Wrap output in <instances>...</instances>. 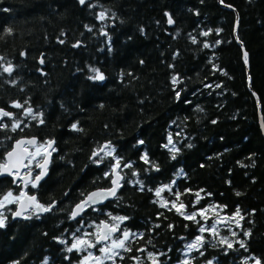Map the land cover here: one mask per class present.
Instances as JSON below:
<instances>
[{
	"label": "trees",
	"instance_id": "16d2710c",
	"mask_svg": "<svg viewBox=\"0 0 264 264\" xmlns=\"http://www.w3.org/2000/svg\"><path fill=\"white\" fill-rule=\"evenodd\" d=\"M0 57V65L13 66L11 75L0 67V109L12 113L0 117L8 125L0 129V162L21 137L55 148L46 179L26 185L54 207L17 220L16 202L3 207L0 264H72L82 255L67 251L80 220L113 223L107 214L127 217L120 230L130 233L131 251L120 250L115 264L133 257L148 264V252L160 264L175 263L200 221L161 207V185H169L165 201L188 211L216 204L244 217L231 249L202 233L194 264H264V0H0ZM90 68L105 78L89 79ZM27 107L39 118L27 116ZM14 121L23 123L11 131ZM117 159L123 180L116 197L71 220L88 191L110 185L105 174ZM20 190V182L0 178V198Z\"/></svg>",
	"mask_w": 264,
	"mask_h": 264
},
{
	"label": "snow or ice",
	"instance_id": "6c2138e0",
	"mask_svg": "<svg viewBox=\"0 0 264 264\" xmlns=\"http://www.w3.org/2000/svg\"><path fill=\"white\" fill-rule=\"evenodd\" d=\"M80 4H85L86 0H79ZM101 21L105 19V12H100L99 17ZM168 23L172 24L173 20L171 17L168 19ZM91 30V29H89ZM6 32L9 34L11 33V29H6ZM203 35L207 36L208 33L205 32ZM63 41H61L62 43ZM195 38H193V43H195ZM77 45H74V47ZM205 47H208L207 44H205ZM23 55V53H22ZM247 58V53H245V59ZM0 60H3V57H0ZM41 63H43V60H41ZM0 67L3 68V72L8 73L11 75L13 72V66L9 62L8 66H3L0 65ZM90 71L95 73L94 76L89 77V79H94V80H103L105 77L104 75L100 72L99 69L96 68H90ZM176 82V78L173 77V83ZM12 84H15L16 81H11ZM179 96V93H177ZM27 103V101L25 102ZM12 107L15 108H22L23 105H21L18 102H14ZM24 112L27 116H30L33 120H36L39 118L41 114L39 113H34L33 109L31 107H27L24 109ZM12 113L4 111L3 109H0V117H11ZM39 122L42 124L43 120L40 119ZM215 123V121H213ZM21 123L23 121H14L11 125V131H16L18 128H20ZM8 128V125L5 124H0V129H6ZM73 128H76V125H73ZM22 130V129H21ZM142 143V141H141ZM169 143L171 144V137H169ZM24 144H29V145H37L38 142L36 141L35 138H32L30 140H19L16 141V145L13 147V149L9 152L6 153V156L3 160V162H0V174L7 173L8 175H11L15 179H24L22 176H20V169L21 168H30L33 166V162L35 161L34 166L39 168L41 171L39 174L35 175L34 178H31L30 180H25L24 183L25 185L31 183L32 188H36L38 186V182L46 175L47 172V166L49 163V158L51 157L52 152L55 151V148L53 147L54 141H47L44 144H38L36 147L35 152H28L27 149H24L23 151L26 153L25 156H21L18 154L17 149ZM105 148H110V145H105ZM50 149V151H49ZM43 150V151H42ZM175 150V149H173ZM101 152H104L105 155H111L110 151L105 152L104 149H100ZM99 155V152H94L93 156ZM40 157L42 159V162L38 160L37 158ZM174 158V157H173ZM145 162L147 161V156L143 157ZM120 166V161L117 159L116 164L112 168L111 173H106V176L111 175L112 176V187L110 189H104V190H98L95 192H92L88 194L85 199H83L79 204L75 206V209L71 212V219H76L77 216H80L82 213L85 212V210L89 207H92L93 205L99 204L103 202L104 200L110 198V197H116L118 189L121 187V181L123 180V177L117 172V169ZM131 165H125V167H130ZM133 175H136L134 172ZM29 177H32V173L29 171L28 173ZM167 187V186H166ZM165 191V188H157L155 190V195L157 197H160L161 193ZM198 201L201 198L199 193H196ZM239 195V193H237ZM177 201H179L180 194L177 193ZM21 197H26V202L27 205H31L34 209H36L39 212H48L52 210V207L54 205H48L45 206L41 203L38 202L37 197L35 195L28 196L27 193L21 191L20 196L16 197L13 195L12 191L7 192L2 199H0V208H3L5 204H11L13 202L20 203ZM197 201V202H198ZM171 204L172 208H175L178 214L182 215L185 219L187 220H196L197 215H200L203 217L205 220L208 219V217L205 215L209 209L208 208H203L197 212H193L191 214L187 213L184 211V204L180 202L179 206L177 207L176 202H171V201H164L161 204V207H168V205ZM26 205L21 204V210L16 211L13 213L14 216H21L22 211L25 210ZM171 210V208H169ZM236 217H239V219H236ZM25 218H30V217H25ZM109 218L113 223H109L107 221H101L98 225H95L96 231L94 233H85L84 237H76L74 236V243H72L71 247L67 248L68 252H72L74 250L76 251H84L87 249H95L97 248L98 245H101L99 247V253L100 255H95L92 251H88L87 255L83 257V259L80 261V264H105V261H111L112 264H115V258H120L123 259L124 257L120 255V251L118 250H123V251H131V249L127 246V241L129 240L130 233L127 230L122 231V238H113V234L116 233L117 231H120V223H122L124 220L127 219V217L124 216H112L109 214ZM243 216L240 215V209L237 208L236 213L233 214L232 217L229 219L235 220V223L237 227L240 226L239 221L243 220ZM221 221H214L211 224L210 228H205L204 226H200L199 232L204 233L205 231H209L212 233V235H217V223H220ZM4 226V219H3V214L0 213V227ZM156 227H159V225H156ZM169 227H172L171 225ZM79 232L80 229H77ZM135 235V234H132ZM141 237L143 234H140ZM232 235L235 236L236 233L232 232ZM245 235H248L246 232ZM95 237V240L85 238V237ZM110 241V243H106ZM64 241H61L63 243ZM240 243V247L244 248L245 244L242 241H238ZM205 241L203 236H196L195 239L186 245L187 251L190 253L193 250L199 251L200 248L203 247ZM219 243L221 245H226L227 248L231 249L233 247V244L228 241L227 237H222L219 240ZM138 251H145V249H139ZM203 255V252L200 253ZM148 258L151 260L152 264H160V261L158 260L157 256L152 253L148 252L147 253ZM133 259L137 260V264H140L139 258L138 257H133ZM45 264H47V261H45ZM182 264H191L190 260L185 259ZM208 264H212V261H209ZM246 264V261L244 262ZM256 264H261L260 260H256Z\"/></svg>",
	"mask_w": 264,
	"mask_h": 264
},
{
	"label": "rangeland",
	"instance_id": "374dc122",
	"mask_svg": "<svg viewBox=\"0 0 264 264\" xmlns=\"http://www.w3.org/2000/svg\"><path fill=\"white\" fill-rule=\"evenodd\" d=\"M38 145H36L33 149H32V152H35L36 151V147ZM107 151H110V150H107ZM31 184V183H30ZM167 186V187H166ZM158 188H165V189H169V185H161L159 186ZM201 195V193H199ZM14 195V194H13ZM16 197H19L20 196V193L18 195H14ZM197 198V197H196ZM157 200L158 202H164L165 199L164 197L162 196V193L160 195V197H157ZM171 202H175L174 200H172ZM177 204V203H176ZM5 205H8L7 203ZM179 206V204H177V207ZM185 206V205H184ZM203 208H208L209 211L205 214L208 219L205 220L203 217H201L200 215H197L196 217V220L197 221H200V226H204L206 229L207 228H210L211 227V224L214 222V221H221L220 223H217V235H212L211 232L209 231H205L207 234L210 235V239H212L214 242L216 243H219V240L222 238V237H227L228 238V241L232 243L233 239H234V236L232 235V232H235L236 233V229H235V226H236V223H235V220L233 219H229L230 217L233 216V214H226V213H223L222 212V208L218 207L216 204H208V205H205L203 207H198V208H193L192 210L188 211L186 209V206L184 208V211H186L187 213L191 214L193 212H197L199 213V211ZM95 210L99 209V207H94ZM0 213L3 214V219H5V210H2L0 211ZM104 213H106L104 211ZM107 216L109 217V214H107ZM236 219H239V217H236ZM110 223V222H109ZM240 225H241V222L239 221ZM80 224L81 226L78 227V229H80L79 232H77L74 236L76 237H84V234L85 233H94L96 231V228H95V225H98L99 222H95V221H92L90 220L89 218L88 219H81L80 220ZM122 231H120V234L118 236L114 235L113 238H122ZM129 232V231H128ZM198 235L200 236H203L202 233H199ZM196 235V236H198ZM74 236L72 237V242H71V245L72 243H74ZM195 236V237H196ZM190 239L188 241H185L183 243V246H182V249H181V253H182V257L180 258V260H178L177 262L175 263H172V264H182V262L187 259V260H190L191 264H194L193 261H192V258L191 257V253H193L194 251L196 250H193L191 251L190 253L187 251V248H186V245L191 243L194 239ZM85 238H89V239H94L95 240V237L92 236V237H85ZM203 238H205V236H203ZM106 243H110V241L106 242ZM101 245H98L97 248L95 249H87V250H84V251H77L80 256V258L78 260H76L75 262H73L72 264H80V261L83 259L84 256L87 255V252L88 251H92L95 255H100L99 253V247ZM224 247H227L226 245H224ZM120 251V250H118ZM153 253V252H152ZM155 254V253H154ZM159 259V255L158 254H155ZM149 259V258H148ZM209 261H212V264H218L216 259L214 258H210L208 259L206 262L202 263V264H208ZM106 262V261H105ZM108 264L111 263V261H107ZM245 262V261H244ZM132 264H137L136 260L132 263ZM148 264H152L151 260L149 259V262ZM244 264V263H243ZM246 264H256V260H246Z\"/></svg>",
	"mask_w": 264,
	"mask_h": 264
},
{
	"label": "water",
	"instance_id": "95a60500",
	"mask_svg": "<svg viewBox=\"0 0 264 264\" xmlns=\"http://www.w3.org/2000/svg\"><path fill=\"white\" fill-rule=\"evenodd\" d=\"M259 125H260L261 131H262V135H263V137H264V123H263L261 117H260V120H259ZM32 138H35L36 141L38 142V140H37L36 137H21V138L16 139L15 141H13L12 146H11V148H10L9 151H11V150L13 149V147L16 145V141H19V140H25V141H27V140H30V139H32ZM34 146H36V145H29V144L21 145V146L17 149L18 154L21 155V156H25L26 153H25L23 150H24V149H27V151L30 152V150H29L28 148H30V147H34ZM53 147H54V144H53ZM102 148H104V146H103ZM102 148H101V149H102ZM9 151H8V152H9ZM49 151H50V149H49ZM6 153H7V152H6ZM52 154H53V152H52ZM52 154H51V157L49 158V163H48V166H47V172H46V175H45V176H44V177L38 182V185H39L40 183H42V182L46 179V177H47V175H48V168H49V165H50V163H51ZM5 156H6V154H5ZM5 156H4V158H5ZM40 162H42V160H41ZM114 165H115V164H114ZM114 165H113V166H114ZM112 168H113V167H112ZM26 169H27V168H21V169H20V176H22L24 179H19V178H17V179H15V181H14V177L11 176V175H8L7 173L0 174V178L10 177V178L12 179V184H13V185L16 184L17 182H21V191L27 193L28 196H32V195H35V196H36V194H31V193H29V192L26 191V185H25L24 181H25V180H30L31 178H34V176L37 175V174H39V172H40L41 170L38 168L39 170H38L37 174H35V175L32 176V177H29V176H28L29 171L24 172ZM23 172H24V173H23ZM30 172H31V171H30ZM111 172H112V169H111ZM117 172L122 176V174H121L120 171H119V168L117 169ZM111 180H112V176H111ZM121 182H122V181H121ZM111 187H112V183H111V182H110V185H109L108 187H95V188L91 189L90 191H88V192L85 194V196L83 197V199H85V197H86L88 194L92 193V192H95V191H98V190L110 189ZM117 192H118V191H117ZM36 197H37V196H36ZM113 198H114V197H110V198L104 200L103 202H101V203H99V204L93 205L92 207H100V206H103L106 202L111 201ZM0 199H1V198H0ZM83 199H81L80 201H78V202L72 207L71 212L75 209V206H76L77 204H79ZM37 200H38V199H37ZM38 202L41 203L40 201H38ZM21 204H25V205H26L25 210L22 211V215H21V216H14V215H13L14 212L21 210ZM41 204H42V203H41ZM54 204H55V203H52L51 205H54ZM2 209H3V208H0V211H1ZM30 210H32L36 215H42V214L45 213V212H39V211H37V210L34 209L31 205H27L26 197H21V199H20V203H15L14 210H13L12 213H11V218H12V220L20 219V218H22V217L24 216L25 213L29 212ZM81 215H82V214H81ZM81 215H80V216H81ZM80 216H77L76 219H78ZM70 219H71V213H70ZM76 219H71V220H76ZM102 221H104V220H102ZM100 222H101V221H100ZM100 222H99V223H100ZM119 232H120V231H117V232L114 233L113 235H117Z\"/></svg>",
	"mask_w": 264,
	"mask_h": 264
},
{
	"label": "flooded vegetation",
	"instance_id": "af4514ba",
	"mask_svg": "<svg viewBox=\"0 0 264 264\" xmlns=\"http://www.w3.org/2000/svg\"><path fill=\"white\" fill-rule=\"evenodd\" d=\"M42 151H43V150H42ZM38 160L41 161L42 159L40 158V159H38ZM35 168H36V170H37L35 173H32V170H30L29 168H27L24 172L31 171L32 176H34L35 174H37V172H38V170H39L37 167H35ZM24 172H23V173H24ZM20 184H21V182H20ZM29 184H30V183H29ZM40 184H41V183H40ZM40 184H39V185H40ZM26 191H27V190H26ZM20 193H21V190H20ZM31 194H32V193H31ZM29 212H30V211H29Z\"/></svg>",
	"mask_w": 264,
	"mask_h": 264
},
{
	"label": "bare ground",
	"instance_id": "6f19581e",
	"mask_svg": "<svg viewBox=\"0 0 264 264\" xmlns=\"http://www.w3.org/2000/svg\"><path fill=\"white\" fill-rule=\"evenodd\" d=\"M245 54V53H244ZM104 149V148H103ZM93 155V154H92ZM120 189V188H119ZM34 213V212H33ZM25 216V215H24Z\"/></svg>",
	"mask_w": 264,
	"mask_h": 264
}]
</instances>
